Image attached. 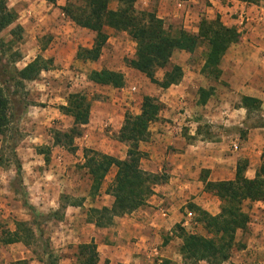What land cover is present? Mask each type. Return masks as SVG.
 <instances>
[{"label": "rangeland", "instance_id": "obj_1", "mask_svg": "<svg viewBox=\"0 0 264 264\" xmlns=\"http://www.w3.org/2000/svg\"><path fill=\"white\" fill-rule=\"evenodd\" d=\"M66 1L57 0L56 4L52 5L40 0H7V7L16 13L17 19L13 25L0 32V43H8L13 39L10 35L11 29L16 25L21 27L20 38L13 44V51L18 50L21 58L12 64L9 62L12 60L10 53L0 55L2 58L0 67L5 69L3 79L10 100L9 124L5 133L0 134V235L3 231H14L17 222L30 223L35 235V241L29 248L21 243L0 245V249H4L7 253H14L10 249L19 248L20 250L16 252L22 251L29 257L23 261H13L11 264H29L31 260L35 261L34 264H41L38 261L39 257H42L41 244L38 241L40 237L47 245V251L55 257L56 264H64L66 258L72 259L73 264H79L77 248L79 245L89 243L86 240L90 236L86 211L91 208L100 209L107 201L100 193L94 198L89 196L90 180L82 168L83 149L87 148V141L75 139L74 152H68L54 145L55 133L67 131L72 126V119L61 115L58 107L65 105L68 96L73 93L83 94L91 102L99 103L102 93L88 84L87 75L93 69L99 68L113 71L123 68L124 70L125 59H132L135 47L134 43L126 37L117 41L118 46L106 44L100 59L95 63L85 64L77 59L71 61L69 56L75 47L71 44H62L61 40L57 42L55 37L60 39L62 35L51 32L50 25V23L54 25L59 20L61 24L69 21L61 16L60 10L61 5L64 6ZM70 1L82 3V0ZM117 6V0H110L111 10H115ZM221 6L228 10L224 12ZM134 7L138 11H154L169 31L181 29L189 34H195L192 29L198 27L201 19L214 20L216 16H219L221 22L226 23L227 26L231 24L230 19L236 20L228 27H235L240 36L232 51L222 60L228 83L200 74L199 79L194 81L192 90L190 89L188 95L183 96L186 97L184 99L187 102L186 104L183 102L182 108L178 106L181 105L180 100H183L179 96L178 89L171 87L172 92L169 97L174 102L179 98L177 104H173L177 114L180 113L183 117L190 114L184 123L200 122L199 132L203 137L225 130L226 135L237 144L238 150L242 153L239 159L248 165L245 176L253 178L256 170L264 164V130L260 128L261 124H264V2L252 5L241 0H190L187 3L182 2L181 7H178L177 0H136ZM91 35L86 32L83 38L88 43L92 42L94 35ZM205 51L206 46L202 43L193 53L175 52L167 67L153 70L154 78L162 81L171 66L178 65L182 69L183 77L190 81L192 73L201 70ZM53 54L59 55L60 60L57 61ZM37 56L51 60V63L47 65L48 70L42 71L35 80L17 83L19 80L13 70L22 69ZM12 76L16 78L12 79ZM127 80V87L130 89L128 94L125 93L126 101L123 102L121 96L115 97V99L122 98L119 104L117 99L115 102L118 116H124L125 113L134 114L141 105L142 98L149 96L163 105L157 121L173 123L166 115L167 112L169 113L168 109L160 101L165 90L136 71H132V74L127 76ZM197 83L201 88L202 86L205 89L214 87L218 91V94H215L217 99L213 98L212 103L218 101L220 109L225 112L221 114L222 118H214L215 115L205 117L206 109L195 102L198 98L195 96ZM188 84L190 85L189 82ZM132 87L136 89L132 90ZM247 95L259 99L261 109L249 114L244 110L239 112L233 110L240 105L241 97ZM93 104L96 105V103ZM164 115H166L165 118H161ZM233 123L238 124L231 126ZM109 130L110 126L106 125L104 133L111 138ZM148 142L152 140L149 138ZM13 145L21 164V184L15 180L14 160L11 153ZM117 147L122 153L127 150L123 143ZM109 175L111 173L107 176ZM104 182L109 181L106 179ZM62 196H67L75 202L82 201V207L76 210L78 214L76 223H66L65 215L68 207L64 211H59V205L66 203V200L61 201ZM23 201L31 205L34 212L42 218L33 220L31 212L23 207ZM189 205L191 204L188 203L187 207ZM242 209L248 215L249 221L244 231L236 232L231 257L245 252L246 255L241 257L243 258L241 264H261L264 262V252L262 261L252 252L257 246L264 248V203L246 201ZM68 211L70 214L72 209L69 208ZM190 211L193 212V216L192 222L188 225L189 231L183 229L193 235L214 238L205 229L203 222L198 221V214L193 210ZM55 212H58L57 217L52 215ZM36 230H40L42 235H36ZM172 232L173 237H179L180 231L177 227ZM175 247H177L176 253L168 262L156 256L157 261L160 260L159 264H184L178 254L179 246L175 245ZM241 258H238V261H241Z\"/></svg>", "mask_w": 264, "mask_h": 264}, {"label": "trees", "instance_id": "obj_2", "mask_svg": "<svg viewBox=\"0 0 264 264\" xmlns=\"http://www.w3.org/2000/svg\"><path fill=\"white\" fill-rule=\"evenodd\" d=\"M48 4L55 5L57 0H44ZM185 2L188 0H179ZM244 3L258 5L264 0H241ZM82 3L67 0L60 7L62 14L77 27L89 30L94 34L91 48L79 47L75 58L82 62H96L103 46L107 41L105 28L116 32H126L135 43V53L132 59H125L126 66L144 74L151 83L161 89H167L177 85L182 79V69L172 65L169 72L157 81L154 78L155 68H165L170 64V58L175 51L193 53L200 44L204 43L206 51L201 73L218 80L221 76V64L227 50L237 42L239 33L235 27L225 26L219 16L214 20L201 19L196 35L189 34L181 29L169 31L163 20L156 16L154 11H138L135 9L136 0H117L116 10L109 8L110 0H82ZM17 19L16 13L7 7V0H0V32L10 27ZM21 27L16 25L10 31L11 39L8 43H0V55L10 53L12 64L16 63L21 54L18 50L13 51V44L19 39ZM0 57V61H1ZM50 59L37 56L20 70H13L17 83L35 80L42 71H47ZM4 67H0V134L5 133L9 124L8 111L10 100L8 90L3 79ZM16 77L12 76V79ZM88 81L113 88L124 86L122 73L101 69L92 70L87 76ZM213 89H199V102L205 104ZM91 103L80 93L70 94L66 104L59 106L61 115L72 119V126L64 132L55 133V146L62 147L68 152H74L76 147L74 140L81 136L82 129L89 121ZM240 107L247 114L261 109V101L254 97L242 96ZM163 105L155 98L145 96L142 99L140 113L132 115L124 114L123 124L116 135L119 143L126 145L125 158L120 160L113 156L85 148L83 149L82 168L89 176V196L94 198L100 191L103 181L112 167L116 168L113 181L107 187L105 193L113 198L110 208H91L86 211L87 223L96 228H107L113 225L116 216L130 214L143 206L153 193V187L162 182V177L147 173L140 168V163L147 158V154L139 149L141 143L148 142L150 137L149 127L156 122ZM259 128V127H258ZM260 128L264 130V124ZM15 167V180L21 184V164L17 159L14 145L11 148ZM247 163L239 160L236 164L233 180L222 182H205V191L212 193L220 202L219 213L215 216L195 205H189V209L198 214V221L203 222L204 227L214 238L187 233L180 225L179 238L182 244L179 253L184 264H222L230 256L235 244L236 232L244 231L249 217L243 211L244 202L264 203V164L255 172L254 177L249 179L245 176ZM66 200L64 205H59V211L67 207H82V201L75 202L67 196H62L61 201ZM23 207L31 212L33 220L40 217L34 212L31 205L23 201ZM57 217L58 212L52 214ZM49 217V216H48ZM47 218V217H46ZM34 222V221H33ZM38 226V224H36ZM36 235H42L36 230ZM34 230L28 222L15 223L14 231H3L0 235V245L7 246L21 243L29 248L34 239ZM41 254L38 261L41 264H56V259L47 251L40 237ZM79 264H97L96 246L91 240L87 244L79 245ZM48 252V253H47ZM44 257V258H43ZM46 258V259H45Z\"/></svg>", "mask_w": 264, "mask_h": 264}, {"label": "crops", "instance_id": "obj_3", "mask_svg": "<svg viewBox=\"0 0 264 264\" xmlns=\"http://www.w3.org/2000/svg\"><path fill=\"white\" fill-rule=\"evenodd\" d=\"M40 1L45 2L44 0ZM189 1L190 0L185 1V3ZM177 2L178 7H181L182 2L179 0H177ZM221 9L224 10V12H226L225 10H228L224 9L222 6ZM217 12L218 14H221L220 11ZM234 12L236 13L237 11ZM230 15H232V13H230ZM61 16L65 19L63 14H61ZM221 19H223V17ZM229 21L233 24L232 22L236 20L230 19ZM61 23L60 20L55 22L54 25L50 23L52 27L51 32L62 35L60 39L55 37L57 42L61 40L62 44H71L75 47L71 56H69V59L73 61L76 59L75 55L79 47L91 48L93 41L88 43L83 36L86 32H89L90 35L93 33L89 30L77 27L70 20L67 23L64 22V24ZM224 25L227 26L226 23H224ZM105 29V33L108 37L105 45H117V41L126 37L131 40L126 32H116L110 28ZM192 30V32L195 33L193 35H196L198 27H193ZM132 43L134 42L132 41ZM233 46L234 44L227 50L225 56L232 51ZM53 56L57 61L60 60L59 55L53 54ZM84 63L89 64L95 62ZM93 70L99 71L101 68ZM221 70L222 73L218 81L228 83L226 80L227 74L225 68L222 67V64ZM132 71L135 72L136 70L128 66L124 67V70L123 68H120L119 71H117L123 74L125 82L124 86L119 89L110 86L96 85L90 81L88 82V84L93 85L95 90L102 93V98L99 103L95 101L91 102V100L88 99L91 103L89 121L88 124L83 127L81 136L76 138L85 139L87 141L86 147L88 149L91 148L92 150L113 156L120 160L125 158L126 152L122 153L118 150L117 146L121 145V143H119L115 137L123 124L124 116L117 115L115 110L117 106L115 102L118 100L119 104V100H122V98L123 102L126 101L127 97L125 93L127 92L128 94V89H130V87H127V76L132 74ZM200 74H202L201 70L192 73L190 81H187L186 78L182 76L183 78L177 85H172L167 89H163L166 92L160 98V101L168 109L167 111H169V113L167 112L166 115L173 123H168L163 120L152 123L149 127V138L152 142H145L139 145V149L148 155L147 158L141 161L140 168L147 173L162 176V182L153 187L152 195L149 196L143 206L130 214L116 216L111 228H96L93 224L87 223L90 236L86 241L90 242L93 240L96 246L98 256L97 264H155L157 262L159 264L160 260L157 261L156 256H158L159 259L168 262L171 260V256L176 253L177 247H175V245L179 246L178 254L180 255L179 248L182 244V240L179 237H173V229L177 225H181L182 228L189 231L188 225L189 222H192L193 212L188 209V203L197 206L212 216L219 213L220 202L212 193L205 191V182L233 180L236 164L240 160L239 158H241L242 153L238 150L237 144L232 142L228 135H226L225 130H222L218 134L215 133L203 137L199 132L201 129L200 122L187 121V123H184L190 114H187V117H183L180 113L177 114V112L174 111L175 106H173V104L176 105L179 98L174 102L173 99L169 97V94H171L170 92H172V90H170L171 87L178 89L177 91H180L179 96L183 99L180 100L179 104L181 105L178 106H181L180 108H182V105L184 104L183 102H185V104L187 102V100L184 99L186 97L183 96L188 95L190 89L192 90L195 84L194 81L199 79ZM199 86L200 84L196 87L197 92L195 90V96L198 97L195 102L201 108L206 109L207 114L205 117L207 118L208 115H215L214 118H222L221 114L225 112H222L220 109L218 101L212 103L213 98H216L215 94H218V91L214 89V87L205 89L203 86L202 88ZM131 89L135 90L136 88L132 87ZM199 89H213L212 94L209 96L205 104H200L199 102ZM118 96H121L122 98L117 99ZM115 97H117V100ZM93 103H96V105ZM98 104L100 106H98ZM140 107L141 105L132 115H138L140 113ZM233 110L239 112L244 109L238 105V107L233 108ZM166 115L163 117L161 116V118H165ZM237 124L238 123H233L231 126H236ZM106 125L110 126L109 135H112L111 138L107 137L104 133ZM184 128L189 129L187 130ZM109 173H111V175L106 176L104 179H108L109 182L106 183L103 181L99 191V193L107 200L103 203V207L108 208L111 207L113 198L107 195L105 191L114 179L116 168L112 167ZM251 178L252 177H249V179ZM69 208L72 209L70 214H68ZM77 209H80V207H68L67 214L65 215L67 224H70V222H77ZM86 241L83 242L85 243ZM263 249L264 248L257 246L252 252V254L261 258V261L264 252ZM12 250L14 253H7L4 249H0V264H11L13 261L29 259L28 256L24 255V252H16L20 250L19 248L10 249V251ZM245 255L246 253L244 252L234 257L230 256L227 260L228 263L224 262V264H241L243 262V258L241 257ZM238 258H241V261H238ZM34 263L35 261L33 260L29 262V264ZM64 264H73V261L72 259L70 260L69 258H66ZM261 264H264V262Z\"/></svg>", "mask_w": 264, "mask_h": 264}, {"label": "built area", "instance_id": "obj_4", "mask_svg": "<svg viewBox=\"0 0 264 264\" xmlns=\"http://www.w3.org/2000/svg\"><path fill=\"white\" fill-rule=\"evenodd\" d=\"M134 90V89H133Z\"/></svg>", "mask_w": 264, "mask_h": 264}]
</instances>
